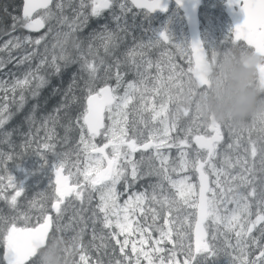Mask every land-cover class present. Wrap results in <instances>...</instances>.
<instances>
[{"label": "snow or ice", "instance_id": "6c2138e0", "mask_svg": "<svg viewBox=\"0 0 264 264\" xmlns=\"http://www.w3.org/2000/svg\"><path fill=\"white\" fill-rule=\"evenodd\" d=\"M71 0H69V3ZM52 0H23L22 17L13 16L12 30L15 31L17 26L29 31H38L40 28L45 26V22L49 19H55L56 23L59 25L67 26L69 31L67 32H57V36L63 35L65 40L71 36V34L77 31L79 28L83 27L87 23L88 16L84 14L83 11L77 10L75 12L74 18L69 21L68 17L62 15L63 9L65 7L64 0H58L55 4V8L59 10V15L53 12L49 5ZM114 0H91V4H86L85 0H80L79 9L83 10L90 6L91 16L97 17L105 9L112 6ZM230 4H235L240 7V10L244 14L243 22L237 24L232 30L231 34H234L235 42H246L248 48L240 45L242 49L253 50L258 55L264 57V0H229ZM131 4L138 9H144L147 12H153L157 9L163 10L161 5V0H131ZM121 11H127L128 6L125 2L119 4ZM37 9H45L44 15L40 19H33V13ZM115 20L119 21L120 17H114ZM119 31H127V29L117 26ZM53 30V26L49 25V33ZM47 35V34H46ZM103 38L104 40V51L106 54L111 55L112 49L117 47L115 42L116 33L109 31L107 26L104 27L102 33L96 34ZM45 37L41 36L33 39L31 36H13L11 39L5 41L3 45H0V52H7L9 55V61L11 60V53L13 50L24 49L25 54L19 57L18 63L24 64L25 62H30L34 57L39 56L37 51L38 47L44 41ZM163 40L166 43H171L169 35L165 31L158 32V38L153 40L149 38L147 44H138L136 48L129 50L126 55V61L129 66L135 69L136 79L123 85L124 77L120 72L121 61L115 59L112 64H108L103 68L104 76V86L96 88V81L101 79L98 77L97 73L101 70L100 65H105V61L101 59L99 64L89 61L87 59L83 60L82 70L88 73V80L85 82V89L87 90L86 95V105L80 116L77 117V123L79 124L81 130L80 144L83 145V151L85 153H95L97 159L95 160L96 167L91 169L86 168L83 172L84 180L87 185H75L69 186L68 177L61 175V169L64 165L61 164L59 168L56 169V181L55 190L52 196L51 209L57 214L56 219L58 220L63 213L61 205L65 202L68 197H75L76 200L83 201L85 198L84 187H90L93 192H99V203L96 209L93 210V224L99 219L97 216V210L100 215H102V225L105 229H111L113 223L115 227L119 230L118 234L113 233L112 238L116 239L117 235H124L125 239L123 243L116 239V243L120 246V252L124 256V259L128 264H132L131 260L125 253V248L130 243L129 237L136 231L140 233L139 245L137 248V243L132 241V252L136 254V264H140L139 257L144 256L145 259L149 261V264H153L152 257L148 252L144 251V246L148 244L151 239V233L149 228H156L159 232V239L152 240L153 245H159L162 241H167L173 243V229L169 227L173 221H170L167 217L164 220V227H156L155 221L159 216V213L153 211L152 221L153 223L146 228L132 227V221L130 220V215L134 214L137 209L143 212L142 205L148 199L147 193H133L129 197L123 206V215L121 217V206L117 204V199L120 195L117 191V184L123 180L125 182V189L130 187L128 183V169L130 168V175L132 181H135L140 177L141 170L140 164L143 162L144 156L143 152L153 151V156L149 159L159 160L160 169H154L156 175L163 173L164 179L168 180L173 188L176 189L177 194L185 204H189V197H193L191 200V206L196 208L198 211V219L196 221V254H203L205 260L208 257L215 255V250L205 242V232L202 227L203 222L212 218L215 223H219L222 219L225 221V227L230 231L233 229L234 224H239L240 213L243 212L245 216L251 215L252 204L250 201H254L257 206V211L255 213V219L247 220V224H239L240 230L236 231L237 243L236 247L240 250V255L235 258L239 261V264H264V246H262L259 240L255 237L252 238V245L258 249V254L254 258H249L250 254L247 251L248 245L245 241L246 237H249L257 225L264 224V180L260 181L262 185L259 190L256 186V181L254 179V170L250 167L244 168V173L252 174L251 178L243 173L238 176H232L231 181H239V184L234 188L228 186L225 190L221 187L220 176L223 170H218L215 164L212 162V158L216 154L217 144L222 139L221 137V124L215 120L209 118V123L207 127L210 129V136L206 135H196L193 137L195 144L198 149L205 150L207 153L206 157H201L200 153L197 152V158L195 160H190L188 158V153L184 151V147L188 145L187 135L191 134V128L186 130V136L184 139H177L175 142H170L171 137L169 136L170 131L176 130V119L179 118L180 114L187 116L189 115V110L184 108H177L174 118L169 125L167 116L165 113L168 111L167 105L170 103H175L177 100V94L173 92V88L179 87L181 92H183L185 83L181 81V78L186 75V73L181 69L177 71V66L169 62L165 65L168 69V76L165 79L159 74L154 78L155 84L152 87L148 86V73L147 70L153 66L151 60L145 59V52L142 51L146 48H152L156 44H159ZM187 43H177L176 47L180 50H184ZM191 44V50L194 56V67H190L188 72L191 73L187 85L191 84L193 81L197 82L200 86H206L208 81L206 79L207 73L210 71L212 63L215 61L216 51H213L211 60H208L205 55L204 46H202L199 40L193 41ZM31 48V51L28 48ZM141 49L137 52L136 49ZM91 51V47H90ZM165 54H162V57ZM140 57L137 61L136 57ZM59 59H64L61 56ZM58 58L53 56L49 62L47 57H41L40 62L36 65L35 69L29 68V70L24 74V77L15 79L10 86H6L4 82H0V90L5 92L4 99H7V92L11 91L15 93L18 89L20 90L19 100L16 101L13 97L14 102L17 104V108H22L26 102V97L24 95V90L29 88L33 83H35L36 90L32 91V95L35 97L38 94V89L43 87L47 82L43 75H40L41 68L48 66L55 73L61 71V67L57 62ZM4 64L3 60H0V66ZM112 67L117 69L115 74L116 86L111 87L107 81L112 78ZM156 68L161 70L160 62L156 63ZM258 78L256 80L257 87L264 89V64L258 66ZM181 81L180 83H177ZM124 86V93L121 96H117V90ZM71 91V86L69 87ZM146 93H154L156 95H162L166 97V100L161 105L160 109L157 110L154 106L149 110L152 112L151 119L153 121L157 120L159 117L164 116V119L160 121L163 125L162 133L157 135L150 134L147 141L144 142L141 138L132 136L130 137L127 130L128 124V114L127 109L133 103L137 94H139L141 100L143 101ZM141 110H145V105L142 103ZM35 111V106L33 107ZM59 111V110H57ZM8 113V115H4ZM111 121L110 125L105 124V119ZM11 113L8 111V105L5 103L0 106V126H2L7 119H9ZM198 116L193 117V123L196 122ZM32 119V117H28ZM259 119L261 127L259 131L264 133V113H259L254 117V125L256 120ZM82 120V124L79 122ZM85 129L87 135H85ZM104 135L107 139V143L103 146H97V144L92 143L97 136ZM252 147L250 154L252 157H256L258 149L255 146V142H251ZM45 148L49 145L45 144ZM172 147H177L180 149L179 152V167L181 170H186L189 167L195 169L199 174V193L198 201L194 198V186L188 183V178L185 177L180 180L173 181L168 175V165L169 159L165 156L161 149ZM233 145H229L232 148ZM111 149V153H107L106 149ZM143 150V151H141ZM141 151V160L136 161L132 159L133 154ZM11 159L9 155L6 157ZM101 161H107V167L101 166ZM262 168L261 171L264 172V157L261 159ZM205 166L211 169L213 174L216 175L217 179L215 181L216 187L220 189L219 195L216 191L208 186V176L205 171ZM173 171L176 169L173 168ZM24 172L25 177L29 173L20 169ZM149 175L153 172L148 173ZM24 181L21 180L18 184L12 176L8 177V184L4 187H11L14 190V195L10 198L3 196V189H0V198H4L8 201L9 205L13 208L17 205V198L21 196L24 191ZM224 183L230 182L225 180ZM99 186V187H98ZM160 185H153V195L151 200L160 203L161 208L167 207L168 211H171V205L174 201H170L167 196H164L162 200H157L155 195L156 187ZM241 187H246L248 190L246 192L241 191ZM208 193H211L209 196ZM88 201H91V194L88 195ZM234 203L237 207L231 210L230 215L221 217L220 206L221 204ZM35 206V205H33ZM43 213L45 208L41 205L40 208ZM115 217V220H113ZM16 219L14 218L11 222L10 227H6L5 233L3 235V261L6 264H26L30 259L32 264H37L36 252L37 248L44 245L46 239L49 238V231L54 223L53 217L49 215H42V223L39 222L40 218L37 220L36 226H28L29 217L25 214L18 219L25 222V226H16ZM167 229V230H166ZM60 229L57 228V231ZM261 236H264V228L260 229ZM147 234V235H145ZM177 236H181L179 231L176 232ZM182 239V237H181ZM151 252L160 253L164 251L161 247H153L150 249ZM173 258H174V250ZM34 258V259H32ZM196 260V255L189 249V260L185 261V264H191L192 261ZM81 264H88V259L85 255L80 256ZM117 264H121L117 261ZM161 264H164L163 258H161ZM171 264V260H170Z\"/></svg>", "mask_w": 264, "mask_h": 264}, {"label": "rangeland", "instance_id": "374dc122", "mask_svg": "<svg viewBox=\"0 0 264 264\" xmlns=\"http://www.w3.org/2000/svg\"><path fill=\"white\" fill-rule=\"evenodd\" d=\"M58 2V0H54L52 8H55V4ZM86 4H88V0H85ZM65 3V12L63 16L69 17V21H71L74 16L75 12L77 10L82 11L79 9L80 0H71L69 3V0H64ZM85 10V9H83ZM53 11V10H52ZM45 12V11H44ZM56 13L59 12V10L55 11ZM91 12L84 13L85 15H91ZM58 14V13H57ZM44 15V13H37V16L41 18ZM59 15V14H58ZM219 15L213 13L212 11L207 12L205 18L203 21L200 20V28H199V34L201 37V44L204 46L206 58L208 60H211L213 51H218L220 49H223L225 47H239L237 44L228 43L226 41V35L229 33L227 22L224 21L223 18H219ZM223 19V20H222ZM53 19H49V21H52ZM48 21V20H47ZM46 21V22H47ZM157 25L154 27L149 28V30L146 32V43L149 41V38H152L153 40L158 38V32L159 31H165L170 39L172 40L171 43H164L165 48H161L159 44H156L152 48H146L145 52L147 53V57L145 58L147 60H151L153 66L147 70L148 73V86L152 87L153 84H155V77L159 74L160 76L164 77L165 79L168 76V69L165 67V65L169 62L172 64H175L177 66V71L183 70L186 75H184L181 78V81L185 83L184 90L186 89V82L189 79V68L191 67V62L189 58V52L187 48V44L184 47V50H180L176 47L177 43H187L186 40V34L185 30L182 27L181 21L179 17H176V14L174 11H170L166 13L161 19L155 20ZM69 31V29H68ZM41 37V33L39 34ZM3 45V44H2ZM29 51H31V48H28ZM39 52L42 50L41 45L37 49ZM16 51V50H15ZM18 51L21 52V55L15 57V64L18 63L19 57L25 54V50L19 49ZM2 55L6 56L4 58V62H12L9 61V57L7 58V52H0ZM162 54L163 55L162 57ZM13 56H11V59ZM18 59V60H17ZM0 60H2V56L0 57ZM14 62V61H13ZM160 62L161 64V70L158 73V70L156 68V63ZM12 64V63H11ZM2 66H0L1 69ZM36 65H32L30 68L35 69ZM24 77V76H23ZM21 77V78H23ZM135 80L137 77H133ZM16 78L13 79V81ZM10 81V80H9ZM13 81H10L11 84ZM181 81H178L177 83H180ZM0 82L5 83V79H2L0 77ZM128 83V82H127ZM125 83L124 85H126ZM9 84L7 83L6 86ZM111 86V85H110ZM113 87V86H111ZM115 87V86H114ZM183 90V91H184ZM2 91V90H0ZM4 92V91H3ZM173 92L178 94L181 92L180 88H173ZM124 93V86L123 89L119 88L117 90V96H121ZM166 100V97L162 95H156L154 93H146L145 98L142 101L139 94H137L136 98L134 99L133 103L129 106V108L126 110L128 114V124H127V130L130 137L136 136L141 138L144 142L147 141L150 134L159 136L162 133L163 125L160 123L162 119H164V116L159 117L157 120L153 121L151 119L152 112L149 110L151 107H155L157 110L160 109L161 105ZM142 103L145 105V110H141ZM168 111L165 113L167 116L169 125H171V122L174 118V115L177 111V104L170 103L167 105ZM195 115L192 113V111L189 110V115L185 116L182 113L180 114L179 118L176 119V130L170 131L169 136L171 137L170 142H175L177 139H184L186 136V130L191 128V134L187 135L188 139V145L184 147V151L188 153V158L190 160H195L197 158V152L200 153L201 157H206V153L204 151H198L194 149L190 144V139L195 135L200 134H207L206 136L210 135V131L207 129V124L209 123V120L199 117L195 123H193V117ZM105 124L110 125L111 121L105 119ZM261 127V124L259 122V119L256 120L254 125V118H252L247 126L245 127H230L224 124H221L220 132L222 140L219 142V144L216 147V154L212 158V162L215 164L216 168L218 170H223L220 179L222 181L221 187H224L225 190L228 186L236 187L239 184V181H231L232 176H238L240 174L247 175L251 178L252 174L250 173H244L245 167H250L254 170L255 176L254 179L256 181V186L259 190V188L262 186L260 184L261 180H264V172L261 171L262 163L261 159L264 157V144H257L255 143V146L258 149V153L256 157H252L250 154V150L252 147L251 139L253 137H256L259 139V135H255L252 131H259ZM261 133V132H260ZM264 135V133H262ZM106 139L104 135H100L99 139ZM107 140V139H106ZM19 141V143H21ZM94 143V141H92ZM229 145H233L232 148H229ZM74 148H69L66 151H63V154L60 156L59 161L53 162V164L49 167L48 172L49 174L51 171L61 164L64 165L63 167V173L68 175L69 181L72 182L75 185H81L85 186L87 185V182L84 180L83 172L86 168H93L96 167L95 160L97 159L96 155H92L89 153H85L84 151H79L75 154ZM81 148L83 150V145L79 144L77 149L79 150ZM143 151V150H141ZM141 151L137 152L139 153L136 157L133 155L132 159L136 161L141 160ZM107 153H111V149L109 148ZM161 152L168 157L169 159V165H168V175L171 178V180L176 181L183 179L185 177L188 178V183H191L194 186V198H195V188H196V181L192 180L193 177V168L189 167L186 170H181L179 167V152L180 149L177 147H172L171 149L164 148L161 149ZM5 153V152H4ZM143 162L148 163L149 173L153 172V174L148 175L149 180L145 181L143 183L144 188H146L143 193H147L148 199L144 202L142 205L143 212H141L139 209L134 214L130 215V220L132 221V227L138 228L143 227L146 228L149 225L153 223L152 221V213L153 211H156L159 213L158 218L155 221L156 227H164V220L165 217H167L170 221H173L174 223H171L169 227L173 229V243H169L167 241H162L159 245H153L151 243L152 240L159 239V232L156 231V228H149V232L151 233V239L149 240L148 244L144 246V251L148 252L149 255L152 257L153 264H161V258H163L164 264H185L186 260H189V249H191L190 246V229L192 227L193 223V213L192 210L194 207L191 206V200L193 197H189V204H185L183 202V199L179 197V195L176 192V189L172 187V185L169 183L168 180L164 179L163 173L161 172L160 175H156L154 173V169H160V163L159 160L156 159H149V157L153 156V151H147L143 152ZM7 154L5 153V156L2 159L3 167L0 169V189H3V196H6L10 198L12 195H14V190L11 187H4L8 184V177L12 176L15 179V182L18 184L21 180H23L24 187L28 184L34 185L37 181H40L42 174L40 173L39 164L36 165H27L26 167L22 166H16L13 170H9L6 168L5 162L7 161ZM15 161V160H13ZM175 168L176 170L173 171L172 169ZM20 169L26 170L29 175L27 178L25 177L24 172L20 171ZM129 174H130V168ZM205 171L208 176L209 184L208 186L216 191V194L219 195L220 189L216 187V175L213 174L212 170L207 168L205 166ZM51 175V174H50ZM140 175H143V172H141ZM131 176V175H130ZM51 178V176H50ZM225 180H228L230 182V185L228 183H224ZM51 184V182H50ZM153 185H160L159 187H156L155 189V195L157 196V200H162L164 196H167L170 201H174L171 205V211L167 210L168 206H165L164 209L161 208L160 203L154 202L151 200V196L153 195V188L151 186ZM29 186V185H28ZM27 186V187H28ZM117 191L120 193L117 204L121 206V217L123 215V206L125 204V201L129 199L130 196H132L133 193H142V192H127L125 189V185L123 182H120L117 184ZM87 188L90 187H84V191L87 190ZM241 191L246 192L248 189L246 187H241ZM97 199H96V206L99 203V192H97ZM210 196L211 193H208ZM53 196V194H52ZM52 196L50 197V201H52ZM1 199V198H0ZM73 200H76L75 197H68L67 200L63 204L68 205L69 203L73 202ZM252 204V207L250 209L251 215L245 216L243 212L240 213V222L239 224H247V220L251 219L254 220L255 213L257 211V206L254 201H250ZM61 205V207L63 206ZM237 206L234 203H227L221 204L220 206V216L225 217L230 215L231 210L236 208ZM47 213V212H46ZM55 213V212H54ZM45 214V213H44ZM43 214V215H44ZM19 215L20 217L23 216ZM77 214H73L72 217H75ZM29 219H33L34 221H37L36 217L33 215H27ZM51 216V215H50ZM97 216L99 219L98 221V228L100 231L104 232L106 235H109L112 242L115 244L116 252L118 255V258L113 256V262H110L109 256H104V261L101 264H117L118 261L121 262V264H128V262L124 259V256L120 252V246L116 243V239L112 238L113 233L119 232V230L115 227V223H113L111 229H105L102 225V215L98 213L97 210ZM72 220V219H71ZM70 220V221H71ZM113 220H115V217H113ZM40 222V221H39ZM37 223V222H36ZM239 224H234L233 229L230 231L228 228L225 227V221L222 219L219 223H215L212 218H208L203 222V229L205 232V242H207L209 245L212 246V248L215 250V255L213 256L216 260L212 261L214 264H239V261H236L235 258L231 259L230 262L227 263H219V260L216 258L217 252L222 248L224 242L229 239L227 237V234L229 232L234 233L233 235V245L232 248L234 250H237L240 254V250L236 247L237 237H236V231L240 230ZM34 225V224H33ZM32 225V226H33ZM31 227V226H30ZM54 225L51 226L50 230H53ZM58 226L55 227V232L57 236H60L59 231H57ZM167 230V229H166ZM179 231L181 236H177L176 232ZM50 232V231H49ZM215 232L221 233V237L215 236ZM147 235V234H145ZM253 235L258 236L259 232L254 231ZM182 237V239H181ZM118 240H120L121 243H123L125 236L124 235H117ZM130 243L125 248V253L131 260L132 264H136V254L132 252V241H135L137 243V248H140L139 245V239H140V233L139 231H136L132 234L131 237H129ZM246 239V238H245ZM68 240H62L63 248L66 249V251L63 253L67 260L68 264H81L80 261V254L77 253V250L79 247L73 246V242ZM161 247L164 249V251L160 253L151 252L150 249L153 247ZM73 247V248H72ZM174 250V258H173V251ZM192 252V250H191ZM236 252V253H238ZM196 255V260L205 259L203 254H196L195 251L192 252ZM211 258V257H210ZM140 264H149V261L145 259L144 256L139 257ZM194 261L191 262L193 264ZM27 263V262H26ZM99 264V262H98Z\"/></svg>", "mask_w": 264, "mask_h": 264}, {"label": "trees", "instance_id": "16d2710c", "mask_svg": "<svg viewBox=\"0 0 264 264\" xmlns=\"http://www.w3.org/2000/svg\"><path fill=\"white\" fill-rule=\"evenodd\" d=\"M54 0L50 4V9L55 12L57 9H53ZM20 0H0V45L5 39L6 33L9 34H21L17 26L16 30H12L13 20L12 17H19ZM65 10V8H64ZM62 15L64 14V11ZM56 13V12H55ZM60 14L59 12H57ZM121 14V13H120ZM118 15L120 20L117 23H123L120 25L123 29H130L129 31H119L116 34L115 42L117 47L112 49L111 55H108L104 51V40L101 36L96 35L104 31V27L107 26L109 31H113V24L106 18L97 19L93 17L87 21L83 27L73 32L67 40L63 35L57 36V32H67L68 28L64 25H59L56 20L45 22V26L39 32L45 39L41 43V51L39 56L34 57L30 62L19 64L14 62H4L0 69L9 70L7 78L13 81L14 78H21L34 64L37 65L40 62V58L46 56L50 62L53 56L58 58L57 62L61 67V71L57 74L48 66L41 68L40 75H43L46 79V83L43 87L38 89V94L34 97L32 91L36 90L35 83L29 88L24 90L26 102L24 103L22 110H18L15 100H19L20 90L18 89L14 96L11 97L8 102V108L10 113L13 114L7 123L0 126V169L3 167L2 159L5 156H11V159H7L5 162L6 168L13 170L16 166L26 167L27 165L39 164L40 173L42 177L36 184H28L24 187V191L21 196L17 198V205L15 208L11 207L8 201L4 198L0 199V253L2 246V237L4 235L6 227L11 225L14 218L16 219V226L23 227L25 222L19 215H33L41 218L46 212H49V200L52 196V186L50 184V174L48 172L49 167L55 161L60 160V156L63 151L69 148H74L75 154L79 151L77 147L80 144L81 130L77 123V117L84 110V99L87 95L85 89V82L88 80V73L82 70L83 60L87 59L99 64V61L103 59L105 65H100V71L97 73L98 79L96 81V88L104 85L103 68L112 64L115 59L121 61L120 72L124 77L123 85L127 82L133 81V77L136 76L135 69L129 66L126 58L122 57L128 50V45L125 43L127 38L131 37L135 43V47L143 42L141 40V30L136 29L138 20L129 19L130 17L125 15ZM69 18V17H68ZM116 23V22H115ZM49 25L53 26V30L49 33ZM118 26V25H116ZM144 29L142 33H144ZM47 34V35H46ZM40 36V35H39ZM91 47V51H90ZM137 52L141 49H136ZM13 51L11 55H15ZM2 60L6 56L0 53ZM61 56L64 59H59ZM9 56L7 55V58ZM12 63V64H11ZM33 69V68H32ZM112 78L107 81L113 84L116 83L115 74L117 69L112 67ZM22 79V78H21ZM123 85L120 87L123 89ZM71 86V91L69 87ZM3 92V90H2ZM5 93V92H4ZM1 94V93H0ZM1 103V98H0ZM35 106V111L33 107ZM15 109V111H12ZM59 110V111H57ZM32 117V119H28ZM82 124V122H79ZM255 135H259V139L253 137L250 141L259 145L264 144V135L260 131H252ZM85 135L86 132H85ZM19 143V141H21ZM94 143L98 145L99 138H95ZM48 144L49 147L45 148L44 145ZM5 152V153H4ZM15 160V161H13ZM140 170L144 176H140L138 181L130 183V187L127 189H138L142 187L145 181L149 180L148 163H141ZM85 198L83 201L73 200L68 205L63 204V213L60 218L56 219V213L50 215L54 220L53 230L49 232L50 236H56L60 240H68L73 242V246H78L77 253L85 255L88 259V264H101L104 261V256L110 257V262H113V256L118 258L115 244L112 242L109 235L100 231L98 228V221L93 224V210L96 206L97 192H93L91 188H87L84 191ZM91 194V201H88V195ZM35 205V206H33ZM44 205V212L42 213L40 208ZM73 214H77L72 217ZM72 219V220H71ZM71 220V221H70ZM41 221V219L39 220ZM37 221L29 219L28 226L35 225ZM205 222V221H204ZM58 226L60 236L56 235L55 227ZM221 233L215 232V236L221 237ZM234 233L229 232L227 239L222 248L217 252L216 258L219 263L230 262L231 259L238 257L240 254L237 250L232 248ZM259 238V236H253ZM252 236L248 237L246 241L248 248L247 251L250 254L249 258H253L258 249L252 245ZM118 239V238H116ZM263 241V239H262ZM48 239H46V242ZM262 245V242L260 243ZM191 246V245H190ZM73 248V247H72ZM192 250V247H191ZM193 251V250H192ZM238 252V253H236ZM34 259V258H32ZM216 260L213 256L208 257L207 260H195L193 264H214L212 261ZM118 261V259H117ZM0 264H3L0 257ZM26 264H32L30 259Z\"/></svg>", "mask_w": 264, "mask_h": 264}, {"label": "clouds", "instance_id": "9594fccd", "mask_svg": "<svg viewBox=\"0 0 264 264\" xmlns=\"http://www.w3.org/2000/svg\"><path fill=\"white\" fill-rule=\"evenodd\" d=\"M264 57L252 50L225 47L216 52L206 75V86L193 81L177 94L176 104L198 117L213 119L230 127H245L264 113V89L257 87L258 66ZM63 241L50 236L37 248V264H68Z\"/></svg>", "mask_w": 264, "mask_h": 264}, {"label": "flooded vegetation", "instance_id": "af4514ba", "mask_svg": "<svg viewBox=\"0 0 264 264\" xmlns=\"http://www.w3.org/2000/svg\"><path fill=\"white\" fill-rule=\"evenodd\" d=\"M225 1L226 0H199V3H198V6H197V21H198V31H199V28H200V20L201 21H203L204 20V18H205V16H206V14H207V12H209V11H212L213 13H215V14H217V15H219L218 17L221 19V18H223L224 19V21L225 22H227V25H228V29H229V33H227V35H226V41L229 43H232V44H237L238 46H240V45H242L243 47H245V48H248V46H246V45H244L242 42H233L232 40H231V37H230V32H231V27H230V23L228 22V20H227V18L225 17V15H224V13H223V10H224V3H225ZM121 2H125L126 4H127V6H128V9L129 10H127V11H121V9H120V7H119V4L121 3ZM91 4V0H88V5H90ZM20 6H21V2H20ZM50 6V5H49ZM233 9H235V6L233 7ZM44 11H46L45 9H43V10H37L35 13H33V19L34 18H39L38 16H37V13H44ZM84 13H86V12H91V8H90V6L89 7H87L85 10H82ZM170 11H174V13L176 14V17H179L180 18V21H181V24H182V27L184 28V23H183V19H182V15H181V13H180V11L177 9V7H175L174 5H172V4H170V5H168V7L166 8V10L163 12V13H160V12H158V11H156V12H154V13H149V12H147V11H145V10H139V9H134L128 2H127V0H114V3L112 4V6L110 7V8H108V9H105V10H103L102 12H101V14L99 15V16H97L96 18L97 19H102V18H106L105 20H110V22L113 24V32H115L116 34L118 33V28H117V26L116 25H123V23H117V21H115V19H114V17H117L120 13V15H125V16H128V17H130L129 19H134V20H138V25L136 26V29H140L141 30V40L143 39V42H145L146 43V32L149 30V28H151V27H154V26H156L157 25V23H156V19H161L166 13H168V12H170ZM88 16V19H87V21L89 20V19H91V18H93L94 16H91V15H87ZM19 17H21V15H20V8H19ZM40 19V18H39ZM222 19V20H223ZM116 22V23H115ZM121 27V26H120ZM43 29V28H42ZM41 29V30H42ZM145 30L144 31V33H142V30ZM19 30H21L22 31V33L21 34H9L10 32H7L6 33V37H5V39L1 42V45L5 42V41H7V40H9V39H11L13 36H31L33 39H35V38H38V36H39V32H41V30L40 31H38V32H36V33H33V32H28V31H26V30H24L23 28H20L19 27ZM127 31H129V33L132 35V31L130 30V29H127ZM103 32V30L101 31V33ZM199 36H200V34H199ZM200 41L202 42V40H201V37H200ZM127 45H128V50H127V52H126V54L125 55H122V57H124V58H126V55H127V53L129 52V50H131V49H133L134 47H135V43H134V41H133V39L131 38V37H129V38H127V41L125 42ZM165 42L163 41V40H161V42L159 43V46H161V48H165V44H164ZM205 50V49H204ZM16 54L15 55H11V56H13V58L11 59V61L13 62V61H15V57H17V56H19V55H21V52L20 51H18V50H13ZM12 51V52H13ZM142 51H144L145 52V49H143ZM8 55V54H7ZM205 55H206V53H205ZM9 56V55H8ZM145 58H148L147 57V53L145 52ZM18 60V59H17ZM136 60L137 61H139L140 60V57H136ZM8 63V62H7ZM9 73V70H6V69H3V70H1V75H0V77L2 78V79H5V85H7V83L9 84L8 86H10L11 85V82L9 81L10 79L9 78H7L6 76H7V74ZM189 76H190V73H189ZM110 85L111 86H116V83L115 82H113V84L112 83H110ZM102 86V85H101ZM0 98H1V103H0V106H2V105H4L5 103H7V105H8V102H10V99H11V97L12 96H14V93H12L11 91H9V92H7V99L5 100L4 99V97H5V93L4 92H2V91H0ZM19 110H22V109H19ZM8 111L10 112V109L8 108ZM12 111H15V109H12ZM4 115H8V113H4ZM11 116H13V114H11ZM10 116V117H11ZM7 121H8V119L6 120V122H5V124L7 123ZM200 135H205V134H200ZM207 135V134H206ZM194 137V136H193ZM192 137V138H193ZM98 138H99V136H98ZM191 138V139H192ZM191 139H190V144H191V146L194 148V149H196L193 145H192V143H191ZM222 140V139H221ZM220 140V141H221ZM103 142V143H102ZM105 142H107V140L106 139H99V143H98V145H100L101 143L102 144H104ZM219 144V143H218ZM217 144V145H218ZM108 149H106V151H107ZM196 150H198V149H196ZM198 151H200V150H198ZM139 152V151H138ZM201 152V151H200ZM139 153H135V154H133L135 157L138 155ZM142 163H147V162H142ZM101 166L103 167V161H101ZM192 171H194V169L192 170ZM128 172H129V170H128ZM140 176H144V175H140ZM192 180H194V182H195V174H194V172H193V177H192ZM138 181V179H136L135 181H132V177L130 176V174L128 175V183L130 184V183H136ZM121 182H123L124 183V185H125V182L123 181V180H121ZM99 187V186H98ZM146 188H144V186H142V187H138V189H127L126 191L127 192H131V191H134V192H142V191H144ZM195 194H196V188H195ZM51 202V201H50ZM192 213H193V218H194V208H193V210H192ZM42 218V217H41ZM40 218V219H41ZM255 218V217H254ZM260 229H261V224L260 225H258L254 230H253V232L251 233V235L250 236H255V235H253V233H254V231H258L259 232V238H258V240H259V242L261 243L262 242V244L264 243V236H261V233H260ZM257 236V237H258ZM190 237H191V229H190ZM262 239H263V241H262ZM246 241H248V237H246V239H245ZM235 243H237V242H235ZM193 252V251H192ZM254 258V257H253Z\"/></svg>", "mask_w": 264, "mask_h": 264}, {"label": "water", "instance_id": "95a60500", "mask_svg": "<svg viewBox=\"0 0 264 264\" xmlns=\"http://www.w3.org/2000/svg\"><path fill=\"white\" fill-rule=\"evenodd\" d=\"M20 2H21L20 15L22 17L23 0H20ZM127 2L134 9H138L134 5L131 4V0H127ZM198 3H199V0H161V5H162L163 10H160V9L156 10V11H158L160 13H163L166 10V8L168 7V5L172 4L175 7H177V9L180 11V13L182 15L183 23H184V30H185V34H186L187 48H188V52H189V58H190V62H191V67H194V56H193V53H192V50H191V44L190 43L193 42V41H196V40L200 41V36H199V31H198V21H197V10H196L197 6H198ZM223 6H224L223 13H224L225 17L227 18L228 22L230 23L231 32H232V30H234V28H235V26L237 24H240V23L243 22L244 14L240 10L239 6H237L235 4H230L229 0H226ZM234 6H235V9H233ZM37 10H43V9H37ZM139 10H144V9H139ZM156 11L149 12V13H154ZM34 19H39V18H34ZM41 29L42 28H40L38 31H40ZM24 30H26L28 32H33V33L38 32V31H29L27 29H24ZM231 32H230V37H231V40L234 42V34H231ZM242 43L244 45H246V42H242ZM252 51H254V49ZM190 75H191V73H190ZM257 78H258V75H257ZM103 86L104 85H102L100 87H103ZM85 105H86V97L84 99V107H85ZM81 122H82V120H81ZM207 129L210 131V129L208 127H207ZM85 132H86V129H85ZM86 134H87V132H86ZM212 134L213 133H211V131H210V135H212ZM105 143H107V142H105ZM191 143L196 149H198V147L195 144L193 138L191 139ZM97 146H103V144L97 145ZM198 150H201V149H198ZM201 151H204L206 153L205 150H201ZM89 154L96 155L95 153H89ZM206 156H207V153H206ZM103 167H107V161H103ZM57 168H59V166L55 167L50 173L51 174L50 175L51 176L50 182H51V186H52V194H54V190H55L56 169ZM194 174H195V181H196L195 199L198 201L199 174L195 171V169H194ZM61 175L68 177V175L63 173L62 169H61ZM68 184H69V186H75V184H73L72 182L69 181V178H68ZM51 203H52V201L49 204V212L45 213L44 215H49L50 216L51 213H54V211L51 209ZM197 219H198V211H197L196 208H194V220H193L192 227H191V237H190V245L192 247L193 252L195 251V247H196L195 231H196V221H197ZM40 222L41 223L43 222L42 218H41ZM36 225H37V223L35 225H33V226H36ZM10 226L11 225H9L8 227H10ZM261 228H264V224H261ZM4 234H6V233L4 232ZM204 239H205V237H204ZM262 246H264V243L262 244ZM3 254H4V247H3V237H2V246H1L0 257H1L2 263L6 264V262L3 261Z\"/></svg>", "mask_w": 264, "mask_h": 264}, {"label": "bare ground", "instance_id": "6f19581e", "mask_svg": "<svg viewBox=\"0 0 264 264\" xmlns=\"http://www.w3.org/2000/svg\"><path fill=\"white\" fill-rule=\"evenodd\" d=\"M102 143H103V142H102ZM102 143H101V144H102ZM101 144H100V145H101ZM66 200H67V199H66ZM52 225H53V224H52Z\"/></svg>", "mask_w": 264, "mask_h": 264}]
</instances>
